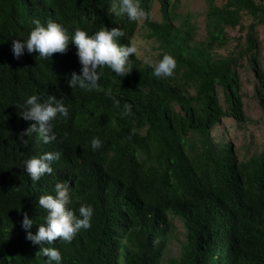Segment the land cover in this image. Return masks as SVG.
I'll return each mask as SVG.
<instances>
[{
	"label": "trees",
	"instance_id": "16d2710c",
	"mask_svg": "<svg viewBox=\"0 0 264 264\" xmlns=\"http://www.w3.org/2000/svg\"><path fill=\"white\" fill-rule=\"evenodd\" d=\"M154 1L160 21L149 17ZM177 1L141 0L160 59L165 53L176 59L171 76L138 67L130 53L127 75L105 66L100 87L88 89L69 85L82 66L66 60L67 51L43 58L25 48L17 59L13 40L26 39L33 20L52 19L68 34L77 27L89 35L101 26L122 28L118 43L128 46L137 20L116 16L111 0H0V264H47L42 247L58 248L61 264H160L170 215L182 221L186 241L168 264H264V151L241 163L230 145L215 147L209 134L223 118L244 122L236 69L249 55L257 94L263 93L264 71L252 53L255 26H264V0H205L203 42H195V25L177 12ZM244 16L251 18L244 47L226 57L213 54L229 43L226 29L243 27ZM36 93L41 102L54 95L69 105V116L52 122L48 142L38 128L27 131L37 122L18 107ZM93 137L102 141L99 148ZM46 152L60 155L50 162L52 173L33 181L25 161ZM60 181L70 188L67 209L79 216L81 204L92 205L91 226L71 241L33 242L28 232L47 222L39 198L55 194ZM24 213L34 221L29 229L22 227Z\"/></svg>",
	"mask_w": 264,
	"mask_h": 264
},
{
	"label": "clouds",
	"instance_id": "9594fccd",
	"mask_svg": "<svg viewBox=\"0 0 264 264\" xmlns=\"http://www.w3.org/2000/svg\"><path fill=\"white\" fill-rule=\"evenodd\" d=\"M111 10L116 16H127L129 20L147 16V12L141 7V0H111ZM34 28L31 29L26 39L13 40L12 52L19 59L25 48L28 52L36 51L43 58L50 57L53 53H65L66 60L69 58L79 60L81 70L79 73L73 71L69 80L70 86H80L91 89L100 87L101 71L107 66L118 76L124 77L132 68L129 54H135L136 48L118 43V38L125 35L124 30L119 27L108 29L101 26L94 34L89 35L84 28L77 27L75 33L68 34L61 23L49 19L47 24L39 20H33ZM69 46V47H68ZM176 67V59L170 53H165L158 63L154 65L153 72L156 76H171ZM100 70V71H99ZM119 104V101H116ZM18 107L24 111L20 113L24 119L36 121L27 130L29 133L38 128L43 140L48 142L53 121L58 117L69 116V105L64 102L63 97L57 99L50 96L41 102L40 95L31 94L27 96ZM125 113H130L131 104L124 105ZM27 143V141H25ZM92 147L99 148L102 141L99 137H93ZM60 153L46 152L43 155L32 156L25 161L26 171L33 181H38L45 173H52L50 162L58 159ZM70 201V188L67 182L60 181L55 184V194L45 193L39 198V204L47 212L46 225L41 224L36 234L28 232V239L33 242H52L57 237L65 241H71L81 228L91 226L93 207L90 204H81L78 208L79 216L75 210L67 209ZM34 221L24 213L22 227L29 229ZM41 253L47 255V264H61L62 254L56 247H42Z\"/></svg>",
	"mask_w": 264,
	"mask_h": 264
},
{
	"label": "rangeland",
	"instance_id": "374dc122",
	"mask_svg": "<svg viewBox=\"0 0 264 264\" xmlns=\"http://www.w3.org/2000/svg\"><path fill=\"white\" fill-rule=\"evenodd\" d=\"M215 3L219 5L221 1L215 0ZM176 4L177 12L184 18L190 16L191 23L195 25V42H203L206 36V1L178 0ZM149 17L156 21L161 20L157 1L152 2ZM144 19V16L136 19L137 27L133 37L130 39V45L137 50L133 55L134 63H137L138 67L150 65L154 68V65L160 60L161 50L159 49V42L154 37H151L149 30L145 28ZM250 23L251 18L244 16L242 28L226 29V33L230 37L229 43L226 46L212 49V53L222 57H226L231 53L236 54L239 48L244 47L246 27ZM255 37L257 39V48L252 55L257 57L260 68L264 71L263 24L255 26ZM250 56L240 60V66L236 69L239 78V94L241 95L244 122L238 123L231 118H223L209 132L215 147L221 144L230 145L233 156L241 163L247 162L264 151V90L262 94H257V79L252 70L253 60H251ZM194 91L192 87L188 93L193 95ZM217 94L219 102L225 107L224 92L218 88ZM168 219L171 226L168 231L169 239L160 264H168L170 259L177 258L180 254L181 245L186 241L182 221L178 217L171 215L168 216Z\"/></svg>",
	"mask_w": 264,
	"mask_h": 264
}]
</instances>
